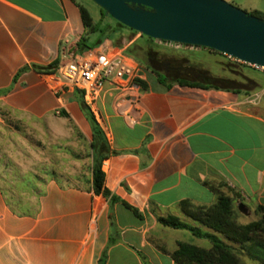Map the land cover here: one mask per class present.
I'll list each match as a JSON object with an SVG mask.
<instances>
[{
    "label": "crops",
    "instance_id": "0c3cea01",
    "mask_svg": "<svg viewBox=\"0 0 264 264\" xmlns=\"http://www.w3.org/2000/svg\"><path fill=\"white\" fill-rule=\"evenodd\" d=\"M79 3L0 0V90H9L0 96V105L18 113L15 118L41 120L49 109L43 101L52 95L78 102L75 90L56 94L51 84H60L53 77L61 64L82 54L76 46L86 33ZM153 44L138 33L123 49ZM129 56L144 88L134 83L136 89L124 91L109 82L94 102L84 100L110 144L102 163L106 186L142 216L122 202L110 207L94 193L91 147L86 178L14 176L0 164V264H99L104 253V264H178L172 253L180 242L211 247L189 230L159 222L169 214L186 218L179 202L211 205L219 192L232 189L240 194L243 211L264 206V73L210 70L241 87L173 82L181 77L169 79L167 87L152 64ZM212 56L224 65V57ZM59 59L53 73L32 67ZM27 65L30 69L14 82ZM74 121L91 143L86 115L77 114Z\"/></svg>",
    "mask_w": 264,
    "mask_h": 264
},
{
    "label": "rangeland",
    "instance_id": "374dc122",
    "mask_svg": "<svg viewBox=\"0 0 264 264\" xmlns=\"http://www.w3.org/2000/svg\"><path fill=\"white\" fill-rule=\"evenodd\" d=\"M79 1L91 12L95 22L101 19L102 10L99 5L92 0ZM225 1L250 14L254 11V7L264 12V0ZM105 20L114 22L112 18L107 16ZM123 30L127 32L126 35L123 33L118 34V36L114 35L112 40L125 45L137 33L129 29ZM154 41L155 44L150 47V55L141 54L140 61L152 64L158 71L168 75L169 79L181 77L208 81L209 76L222 72L229 73V70L240 75L249 72L255 74L254 71H259L251 65L234 58H227L208 48L198 46L176 48L174 45L165 46L158 44V40ZM134 51L138 53V48L135 47ZM212 55L224 57V65L216 63V59ZM151 58L152 60H150ZM65 60L64 58L63 61ZM189 60L190 64L188 63ZM60 63L61 60L59 59L58 62L50 66L56 65L58 67ZM37 66L48 67L45 65ZM180 68L181 71H179ZM218 76L214 75L215 78H209V81L214 85L241 87L237 82L223 80ZM52 97L53 99L49 98V101H43L49 109L44 112L41 120L20 114L19 119L15 118V114L18 113L0 105V164H5L6 169L14 176L66 177L74 175L86 178L91 168L90 142L81 125L74 121L77 114L85 115V113L79 102L71 104V101H58L55 96L52 95ZM235 205L240 208V204L237 202ZM182 217L184 216L182 215ZM258 218L259 214L255 207L250 212L241 211L239 214V221L243 223ZM183 220L193 222L187 217H184ZM241 260L243 264H260L247 256H242Z\"/></svg>",
    "mask_w": 264,
    "mask_h": 264
},
{
    "label": "trees",
    "instance_id": "16d2710c",
    "mask_svg": "<svg viewBox=\"0 0 264 264\" xmlns=\"http://www.w3.org/2000/svg\"><path fill=\"white\" fill-rule=\"evenodd\" d=\"M78 6L80 7L86 29V33L76 45L77 51L80 53L96 49L106 40H112L114 35L118 36V34H122L125 31L123 29H129L137 34L139 33L121 24L111 16L106 15L103 8H101V19L95 22L86 6L82 3H79ZM251 14L264 19V12L262 11L255 10ZM106 16L112 18L114 22L105 20ZM141 35L152 42L155 40L143 34ZM112 41L115 45L123 48V44L116 40ZM134 48L126 49V54L134 56L139 60L141 54L146 56L150 55V46L138 49V53H135ZM212 51L230 58L218 51ZM32 67L45 73H53L58 68L56 65L48 67L33 65ZM28 69H30L28 65L19 69L14 78V82ZM157 76L160 83L171 87V84L168 83V75L157 72ZM209 78H212V76L207 78L208 81L176 78L173 82H178L182 85L209 88L214 86L209 81ZM134 83L142 88L145 87V83L139 78H135ZM8 91L0 90V96L6 94ZM74 98L80 103L82 110L92 125L93 138L90 147L93 151L94 158L92 167L94 193L105 197L109 201L110 207L115 203L122 202L138 217L142 216L138 209L124 202L106 186V174L102 169V163L110 154V144L90 106L84 100L83 93L75 90ZM64 115L66 114L64 113ZM114 153L119 152L114 151ZM221 186H224V184H220ZM239 200L240 194L230 189L228 192H219L216 202L211 205L197 204L190 200L179 202V208L182 214L191 219L196 225L184 221L177 215L169 214L167 216H160L158 220L162 225L174 229L189 230L194 236L206 239L211 243V247L206 248L189 242H180L178 248L172 253L173 259L178 264H243L241 257L247 256L254 262L264 264V206L259 205L256 208L259 214L257 220L243 223L239 221V214L242 210L235 205ZM112 243L113 241L110 240L108 246ZM105 258L106 253L100 259L99 264H104Z\"/></svg>",
    "mask_w": 264,
    "mask_h": 264
},
{
    "label": "water",
    "instance_id": "95a60500",
    "mask_svg": "<svg viewBox=\"0 0 264 264\" xmlns=\"http://www.w3.org/2000/svg\"><path fill=\"white\" fill-rule=\"evenodd\" d=\"M92 1L106 15L155 40L209 48L264 67V19L225 0Z\"/></svg>",
    "mask_w": 264,
    "mask_h": 264
},
{
    "label": "built area",
    "instance_id": "2783aa9c",
    "mask_svg": "<svg viewBox=\"0 0 264 264\" xmlns=\"http://www.w3.org/2000/svg\"><path fill=\"white\" fill-rule=\"evenodd\" d=\"M158 42L162 45H174L176 48L192 47L164 40H158ZM251 66L264 73L263 66ZM136 75L137 66L133 58L126 54L123 48L106 40L96 49L74 55L61 64L58 68V76L53 77V80L60 84L52 83L51 89L56 94L66 89L79 90L83 93L85 100L92 103L109 82L124 91L136 89L134 84Z\"/></svg>",
    "mask_w": 264,
    "mask_h": 264
}]
</instances>
